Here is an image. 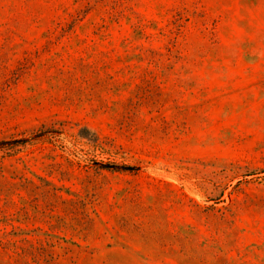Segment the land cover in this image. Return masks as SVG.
<instances>
[{"label": "rangeland", "instance_id": "rangeland-1", "mask_svg": "<svg viewBox=\"0 0 264 264\" xmlns=\"http://www.w3.org/2000/svg\"><path fill=\"white\" fill-rule=\"evenodd\" d=\"M0 264H264V0H0Z\"/></svg>", "mask_w": 264, "mask_h": 264}]
</instances>
